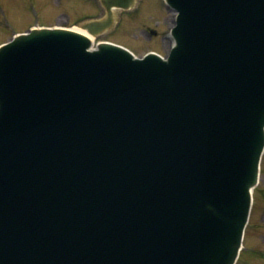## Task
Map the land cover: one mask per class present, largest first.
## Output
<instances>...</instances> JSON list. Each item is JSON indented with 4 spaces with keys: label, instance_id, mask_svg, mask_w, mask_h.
Wrapping results in <instances>:
<instances>
[{
    "label": "water",
    "instance_id": "water-1",
    "mask_svg": "<svg viewBox=\"0 0 264 264\" xmlns=\"http://www.w3.org/2000/svg\"><path fill=\"white\" fill-rule=\"evenodd\" d=\"M169 1L168 60L61 28L0 49V264L234 263L264 148V0Z\"/></svg>",
    "mask_w": 264,
    "mask_h": 264
},
{
    "label": "rangeland",
    "instance_id": "rangeland-1",
    "mask_svg": "<svg viewBox=\"0 0 264 264\" xmlns=\"http://www.w3.org/2000/svg\"><path fill=\"white\" fill-rule=\"evenodd\" d=\"M105 13L97 0H0V43L34 25L81 26L76 24L80 19ZM174 17L164 0H137L129 10H116L112 26L93 34V41L118 42L138 56L148 51L166 55ZM244 246L237 264H264V156Z\"/></svg>",
    "mask_w": 264,
    "mask_h": 264
},
{
    "label": "bare ground",
    "instance_id": "bare-ground-1",
    "mask_svg": "<svg viewBox=\"0 0 264 264\" xmlns=\"http://www.w3.org/2000/svg\"><path fill=\"white\" fill-rule=\"evenodd\" d=\"M74 29L81 31V32H83V33L89 35L92 39H94V36H93L92 34H90L89 32H87V31H86L85 29H83L82 27H80V26H75Z\"/></svg>",
    "mask_w": 264,
    "mask_h": 264
}]
</instances>
